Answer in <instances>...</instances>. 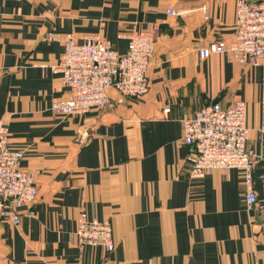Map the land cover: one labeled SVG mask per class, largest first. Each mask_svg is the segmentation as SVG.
Segmentation results:
<instances>
[{
	"label": "crops",
	"instance_id": "1",
	"mask_svg": "<svg viewBox=\"0 0 264 264\" xmlns=\"http://www.w3.org/2000/svg\"><path fill=\"white\" fill-rule=\"evenodd\" d=\"M236 1L0 0V123L39 184L19 224L0 215V264H264V209H247L243 170L189 178L182 130L207 102L245 99L264 203L263 70L228 53L198 55L232 37ZM155 23L146 94L110 89L105 107L52 111L71 90L51 69L64 46L50 33H99L125 52L128 34ZM82 211L111 221L114 250L72 238Z\"/></svg>",
	"mask_w": 264,
	"mask_h": 264
},
{
	"label": "built area",
	"instance_id": "2",
	"mask_svg": "<svg viewBox=\"0 0 264 264\" xmlns=\"http://www.w3.org/2000/svg\"><path fill=\"white\" fill-rule=\"evenodd\" d=\"M169 13L176 15L178 11L171 8ZM159 36L158 23L136 30L126 36L127 50L120 52L99 33H87L80 39L71 33H50L51 38L64 46L61 57L51 69L61 75L71 90L68 97L52 103V111L64 115L82 114L92 108L105 107L110 102V89L125 97L146 94ZM214 53H228L242 64L261 67L264 77V0L236 1L232 37L198 49L201 59ZM182 130L189 148L186 159L189 178L202 179L214 169H242L248 184L244 192L247 209H264L253 186L255 164L260 155L248 145L245 99H236L227 105L220 101L207 102L182 118ZM24 157V150L11 147L9 129L0 123V215L14 224L21 222L20 209L33 204L39 194L36 173L22 167ZM71 235L80 246H100L107 252L115 248L111 221L87 211L80 213Z\"/></svg>",
	"mask_w": 264,
	"mask_h": 264
}]
</instances>
